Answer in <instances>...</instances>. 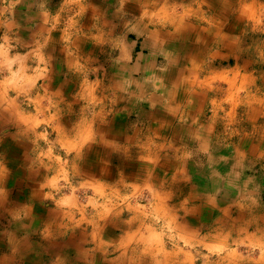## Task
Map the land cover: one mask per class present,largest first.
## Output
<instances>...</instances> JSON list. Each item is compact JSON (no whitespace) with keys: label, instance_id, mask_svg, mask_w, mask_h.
Returning <instances> with one entry per match:
<instances>
[{"label":"crops","instance_id":"obj_1","mask_svg":"<svg viewBox=\"0 0 264 264\" xmlns=\"http://www.w3.org/2000/svg\"><path fill=\"white\" fill-rule=\"evenodd\" d=\"M256 6L0 0V264H264Z\"/></svg>","mask_w":264,"mask_h":264},{"label":"rangeland","instance_id":"obj_2","mask_svg":"<svg viewBox=\"0 0 264 264\" xmlns=\"http://www.w3.org/2000/svg\"><path fill=\"white\" fill-rule=\"evenodd\" d=\"M251 1V0H249ZM257 11V12H256ZM256 13L254 15V11L252 16H246V19H242L238 27H236L234 36L238 41H235V46L237 50L235 55H239L240 62H243V59H249L252 63H256V68L258 71V84H261L260 80L264 78V0H257ZM232 30V29H231ZM234 32V31H233ZM233 60L229 61L226 59L225 66L233 65ZM230 67V66H228ZM263 74V75H261ZM45 141V140H43ZM66 143L68 141H63L62 146L66 147ZM48 144L53 147H60V144H57L54 140L48 141ZM47 146L45 143L41 144V147ZM65 185V184H64ZM63 187V186H62ZM79 189V188H78ZM67 190V189H66ZM65 190V191H66ZM80 196L82 199L88 198L89 196H93L89 190L79 189ZM91 205V204H90ZM224 253H209V257H206L203 253H194V257L196 259H206L210 258L211 260H215L217 256L223 255ZM243 255H249L248 252H242Z\"/></svg>","mask_w":264,"mask_h":264},{"label":"bare ground","instance_id":"obj_3","mask_svg":"<svg viewBox=\"0 0 264 264\" xmlns=\"http://www.w3.org/2000/svg\"><path fill=\"white\" fill-rule=\"evenodd\" d=\"M215 231V230H214ZM109 232V231H108ZM243 234V233H242ZM113 237V236H112ZM149 242V241H148ZM102 244V243H101ZM155 249V248H154ZM129 258V257H128ZM179 263V262H178ZM233 263V262H232Z\"/></svg>","mask_w":264,"mask_h":264}]
</instances>
